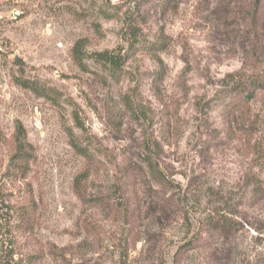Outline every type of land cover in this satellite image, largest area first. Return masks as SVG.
Here are the masks:
<instances>
[{
	"label": "rangeland",
	"instance_id": "obj_1",
	"mask_svg": "<svg viewBox=\"0 0 264 264\" xmlns=\"http://www.w3.org/2000/svg\"><path fill=\"white\" fill-rule=\"evenodd\" d=\"M264 0H0V264H264Z\"/></svg>",
	"mask_w": 264,
	"mask_h": 264
},
{
	"label": "trees",
	"instance_id": "obj_2",
	"mask_svg": "<svg viewBox=\"0 0 264 264\" xmlns=\"http://www.w3.org/2000/svg\"><path fill=\"white\" fill-rule=\"evenodd\" d=\"M264 89V80L260 81V79H258V77L256 78H251L250 80H248L246 83H243L241 88H240V92H238L239 94H244L246 99H253L255 97V94Z\"/></svg>",
	"mask_w": 264,
	"mask_h": 264
}]
</instances>
